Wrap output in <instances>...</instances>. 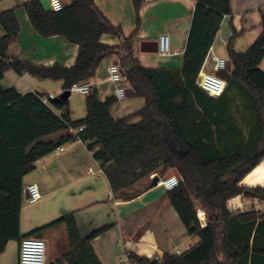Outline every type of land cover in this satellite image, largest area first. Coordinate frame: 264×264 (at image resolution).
<instances>
[{
    "label": "trees",
    "instance_id": "obj_1",
    "mask_svg": "<svg viewBox=\"0 0 264 264\" xmlns=\"http://www.w3.org/2000/svg\"><path fill=\"white\" fill-rule=\"evenodd\" d=\"M232 1L196 0L183 64L177 70L143 66L132 47L137 29L126 36L95 0H70L61 11L45 7L40 0L24 4L41 35H62L79 45L78 59L71 67L40 66L11 56L9 46L20 33V22L14 8L0 13V253L10 240L21 242L42 229L64 224L67 244L48 264H102L92 242L111 225L83 237L75 214L70 213L29 235L20 230L24 177L40 159L80 140L94 152L120 198L136 196L127 191L142 180L150 185L152 175L163 177L177 169L183 178L167 195L188 234L199 242L183 253L161 258L130 252L133 264H264V211H235L231 206L241 197L264 201V188L241 184L264 158V14L261 34L244 52L235 49L240 33L233 28L226 44L231 69L219 73L227 80L225 92L214 98L196 83L225 17L234 15ZM134 4L139 25L140 1ZM103 34L119 37L120 45L101 43ZM111 55L119 58L133 95L145 100L142 109L124 118L111 113L117 97L101 100L96 89L86 97V116L73 120L70 97L56 100L2 85L6 72L13 70L20 76L63 80L67 92L76 83L89 82L102 60ZM232 88L252 105L259 132L255 139L239 141L232 152L214 153L205 138L211 137L213 127L231 129L226 117ZM196 200L206 212V222Z\"/></svg>",
    "mask_w": 264,
    "mask_h": 264
},
{
    "label": "crops",
    "instance_id": "obj_2",
    "mask_svg": "<svg viewBox=\"0 0 264 264\" xmlns=\"http://www.w3.org/2000/svg\"><path fill=\"white\" fill-rule=\"evenodd\" d=\"M28 1L30 0H0V13L14 8L21 27L18 37L9 46V54L24 62L40 66L56 64L65 67L73 66L78 59L79 45L68 41L62 35L49 37L41 35L32 25L24 7ZM40 1L45 7L51 8L49 0ZM67 1L69 4L70 0ZM139 1L138 25L134 0H95L110 21L123 28L126 36L137 29L132 47L135 57L143 66L167 70L180 69L191 30L196 0ZM188 2L192 3L191 7L187 5ZM231 7L234 15L225 17L219 32L226 30L228 35H232L234 28L240 33L239 37L251 46L261 34L264 0H233ZM164 33L171 36L174 54L170 57L176 60L165 66L150 64L153 59L152 54L156 52L143 51L142 43L158 42L160 35ZM101 43L120 45L121 40L115 35L103 34ZM153 47L148 45L144 48L149 50ZM217 50L214 42L212 53L218 55ZM221 57L227 58V56ZM115 61H118L121 66L117 55L104 58L95 76L89 79L91 88L97 90L101 100L115 95V85L109 80L108 70ZM261 65L264 70V61ZM211 69V65L208 64L205 71ZM63 84V80H41L29 74L20 76L13 70L7 71L2 81L4 88H16L22 94L35 92L50 98L64 92ZM125 84L128 90L132 88L127 80ZM241 97L244 96L241 95ZM127 98L134 99V103L132 101L125 103L126 99L118 101L111 110L115 118L130 116L145 106L143 98L133 94ZM242 99L253 113L252 119L242 120L250 121L255 126L254 132L248 139H255L259 132L258 117L246 97ZM137 102L139 107L136 105ZM233 103L234 100L231 97L228 109L230 114L227 118L231 128L229 140L233 146L226 153L234 151L239 142L236 138L237 129L233 127L240 121V115L236 116L232 113ZM74 109L70 107L73 120L86 116H77ZM136 120L133 119V121ZM100 168L102 167L94 158V152L80 140L40 159L35 169L23 179L25 190H23L24 201L20 215L21 234L29 235L70 213L75 214L83 237L90 235L94 230L111 225L105 233L97 236L92 242L102 264H133L128 259L130 252H136L143 257L161 258L166 253H176L177 250L183 253L199 242L198 237L188 234L164 187L157 185L150 188L147 180H142L127 191L129 194L137 193L136 196L126 200L113 193L106 175L99 173ZM31 184L38 185L41 193V198L34 203L29 201V196L26 197V191ZM241 184L264 188V158L243 178ZM237 203H242L245 210H249L247 206H251L250 209L264 211V201L256 198L241 197L237 199ZM198 209L206 222V212L201 207ZM34 235L43 238L49 247L56 246L59 247L58 249H64L67 244V228L64 224L47 227ZM19 248V241L10 240L6 250L0 253V264H18ZM55 258H50L49 261Z\"/></svg>",
    "mask_w": 264,
    "mask_h": 264
},
{
    "label": "built area",
    "instance_id": "obj_3",
    "mask_svg": "<svg viewBox=\"0 0 264 264\" xmlns=\"http://www.w3.org/2000/svg\"><path fill=\"white\" fill-rule=\"evenodd\" d=\"M49 4L53 11H61L65 9L64 0H49ZM171 45V36L168 33L161 34L158 40V53L161 56L168 57L174 54ZM228 58L218 56L212 53V47L205 59V62L201 68L196 83L198 86L209 96L214 98L221 96L227 87V80L222 78L219 73L227 70ZM210 64L212 69L205 71L206 66ZM109 80L115 85V96L118 101L124 100L128 97V86L125 84L126 76L123 75L122 71H125L119 64H111L109 66ZM71 93H80L88 95L92 93V88L89 82H82L74 84L71 89ZM57 95H54L55 97ZM52 97V98H53ZM47 100L45 99V102ZM83 130L81 126L78 130ZM62 148V147H61ZM92 172V169H89ZM99 173H104L103 169H99ZM155 175H152V178ZM182 181L177 175L169 177H161L158 181V185L164 187L166 191L174 190L181 185ZM29 201L34 203L41 198L39 187L36 184H31L28 187ZM233 210H245L242 203H234L231 205ZM48 247L46 241L40 237H26L20 242L19 248V262L18 264H48ZM177 254L180 251L177 250Z\"/></svg>",
    "mask_w": 264,
    "mask_h": 264
},
{
    "label": "rangeland",
    "instance_id": "obj_4",
    "mask_svg": "<svg viewBox=\"0 0 264 264\" xmlns=\"http://www.w3.org/2000/svg\"><path fill=\"white\" fill-rule=\"evenodd\" d=\"M184 3H186L184 1ZM190 2L187 3V5L189 7H191ZM225 29V28H224ZM228 32V31H227ZM231 35H228V33H226V30H222L221 32L218 33L217 35V39L215 41V46H217L218 50L216 51L218 55L220 56H227V47L226 44L229 40ZM226 40V41H225ZM249 48V45L247 43L244 42V39H242L241 37H238L236 42H235V49L238 51H246ZM221 49V50H220ZM153 59L151 60L150 64H155L158 66H165L168 64H171L173 62H175V58H171L170 56L168 57H164L161 56L158 52L153 53ZM230 94H228L230 97L233 98L234 103H233V108H232V113L236 116L240 115V121L236 122L237 124H234L235 126L233 128L237 129L238 134H236V138L238 141H243L248 139L249 136L252 135V132H254L255 130V126L252 125L253 123H251L250 121L247 122V120L244 122L242 119H252V110L249 108V106H246V102L242 99L244 97H241V93L239 92L238 89L236 88H232L229 91ZM87 97V95H81L79 93H72L71 97H70V102L73 108H75V114L77 116L81 115V116H85L86 115V105H85V98ZM129 98H126V100L124 101L125 103L132 101L134 103V99L133 100H128ZM139 102L136 103V105H138ZM139 107V105H138ZM136 108V106H135ZM198 109V107L196 108ZM199 111V109H198ZM230 114V112H228ZM238 114V115H237ZM228 117V114H227ZM226 117V119H228ZM80 118V117H79ZM139 118H137L136 121H138ZM134 121V122H136ZM228 125L226 126H222L221 130H218V128L213 127V133L211 134V137L209 138H205V140L207 141L206 143L211 144L213 147V151L214 153H220V154H225L227 151H229L230 148H232L233 143H230V136H229V131L227 130ZM195 197V196H194ZM196 205L197 207H202L200 205V203L196 200ZM251 206H247L248 209H250ZM47 244V242H46ZM66 245V244H65ZM48 247V253H47V258H48V262L49 259L52 258L54 259L56 256H58L61 251L63 249H58L59 247Z\"/></svg>",
    "mask_w": 264,
    "mask_h": 264
},
{
    "label": "water",
    "instance_id": "obj_5",
    "mask_svg": "<svg viewBox=\"0 0 264 264\" xmlns=\"http://www.w3.org/2000/svg\"><path fill=\"white\" fill-rule=\"evenodd\" d=\"M64 4H65V6H67L68 5V1L67 0H64ZM143 45H142V50L143 51H151V52H157L158 51V42H147V41H145V42H143L142 43ZM148 45H153L154 47H153V49H149V50H147V49H145L144 47L145 46H148ZM115 64H118V61H115L114 62ZM231 61L230 60H228V63H227V70L229 71L230 69H231ZM122 73H123V75L124 76H126V72L125 71H122ZM128 96H130V95H132V94H134V90L132 89V88H130L129 90H128ZM71 96V91L70 90H68L67 92L66 91H64V92H62V93H60L59 95H57V96H55V97H53L54 99H67V98H69ZM177 175L178 177H179V179L181 180V181H183V178H182V176H181V174L179 173V171L177 170V169H172L171 171H169L166 175H165V177H169V176H172V175ZM161 177L159 176V175H155L153 178H152V181H151V183H150V188L151 187H155V186H157L158 185V181H159V179H160ZM29 196V193H28V191H26V197H28Z\"/></svg>",
    "mask_w": 264,
    "mask_h": 264
}]
</instances>
